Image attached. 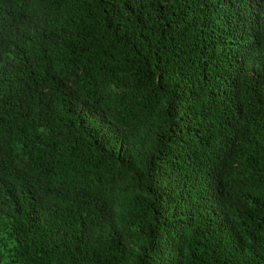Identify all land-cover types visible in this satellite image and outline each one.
Here are the masks:
<instances>
[{
	"label": "trees",
	"instance_id": "trees-1",
	"mask_svg": "<svg viewBox=\"0 0 264 264\" xmlns=\"http://www.w3.org/2000/svg\"><path fill=\"white\" fill-rule=\"evenodd\" d=\"M0 264H264V0H0Z\"/></svg>",
	"mask_w": 264,
	"mask_h": 264
}]
</instances>
